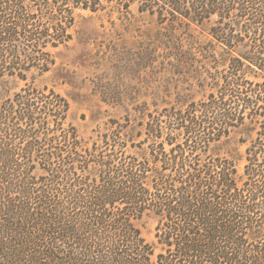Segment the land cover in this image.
<instances>
[{"label": "trees", "instance_id": "1", "mask_svg": "<svg viewBox=\"0 0 264 264\" xmlns=\"http://www.w3.org/2000/svg\"><path fill=\"white\" fill-rule=\"evenodd\" d=\"M137 2L162 21L215 17L220 80L204 99L149 113L142 133L114 121L91 145L53 88L26 82L3 99L0 264H264V0ZM103 6L0 0V78L48 71L75 10ZM245 124L255 135L239 171L215 149ZM148 214L152 242L138 225Z\"/></svg>", "mask_w": 264, "mask_h": 264}, {"label": "rangeland", "instance_id": "2", "mask_svg": "<svg viewBox=\"0 0 264 264\" xmlns=\"http://www.w3.org/2000/svg\"><path fill=\"white\" fill-rule=\"evenodd\" d=\"M125 1L103 0L102 9L75 10L72 37L52 49L50 69L32 70L26 80L0 78V103L26 82L53 88L69 103L67 120L91 145L101 133L112 132L114 121L139 134L149 113L204 99L223 70L211 57L223 51L210 34L215 17L202 22L162 21L139 11L137 0L127 6ZM254 135L252 125H241L214 151L234 156L242 171L244 150ZM156 223L151 214L138 221L149 242L154 241Z\"/></svg>", "mask_w": 264, "mask_h": 264}]
</instances>
